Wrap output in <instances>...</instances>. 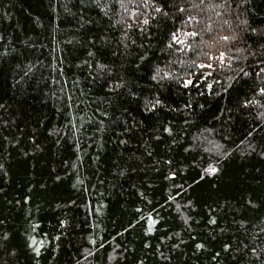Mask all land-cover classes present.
<instances>
[{"label":"trees","instance_id":"trees-1","mask_svg":"<svg viewBox=\"0 0 264 264\" xmlns=\"http://www.w3.org/2000/svg\"><path fill=\"white\" fill-rule=\"evenodd\" d=\"M0 264H264V0H0Z\"/></svg>","mask_w":264,"mask_h":264}]
</instances>
